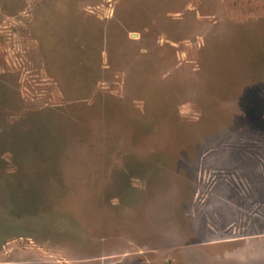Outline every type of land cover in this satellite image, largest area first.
Wrapping results in <instances>:
<instances>
[{"label":"rangeland","instance_id":"obj_1","mask_svg":"<svg viewBox=\"0 0 264 264\" xmlns=\"http://www.w3.org/2000/svg\"><path fill=\"white\" fill-rule=\"evenodd\" d=\"M251 247L264 264V0H0V264Z\"/></svg>","mask_w":264,"mask_h":264},{"label":"crops","instance_id":"obj_2","mask_svg":"<svg viewBox=\"0 0 264 264\" xmlns=\"http://www.w3.org/2000/svg\"><path fill=\"white\" fill-rule=\"evenodd\" d=\"M249 250L251 251V254L248 258H244V259H247L249 264H261V258L260 257H255V251H254V248L251 247L249 248ZM227 254H230V253H227Z\"/></svg>","mask_w":264,"mask_h":264}]
</instances>
